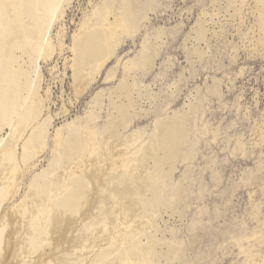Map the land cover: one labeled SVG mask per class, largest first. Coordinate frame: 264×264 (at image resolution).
I'll return each instance as SVG.
<instances>
[{
	"label": "bare ground",
	"instance_id": "1",
	"mask_svg": "<svg viewBox=\"0 0 264 264\" xmlns=\"http://www.w3.org/2000/svg\"><path fill=\"white\" fill-rule=\"evenodd\" d=\"M71 2L0 0V264H162L160 260L164 258L171 260L166 264H176L179 247L168 245L165 251H160L158 246L163 243L156 239L146 241L145 237L155 226L156 216L163 209L174 211L173 202L182 198V182L172 192L168 188L180 159L194 156L192 148L191 151L183 148L193 133L190 118L197 119L204 100L196 98L197 103L191 102L189 110L157 118L149 139H145L147 128L125 136L121 131L129 128L138 116L132 112L137 109L134 93L142 84L139 85L135 72L142 69L147 74L153 68L165 41L164 28L153 34L155 42L152 35L148 36L144 49L124 62V80L109 94L108 123L103 128L98 123L105 105V93L100 92L84 117H76L54 132L51 162L34 175L26 194L17 200L25 172L48 144L51 119L41 118L45 100L40 95L38 67L41 59L52 56L55 46L50 38L51 28L64 16L65 7ZM116 2L104 0L94 7L74 35L72 69L78 93L98 78L126 38L139 32L133 0H124L120 7ZM237 4H233L234 11L240 12ZM262 5L256 6L257 27L262 37L257 39L258 44L253 41L256 36H252L255 50H264ZM206 25L204 20L197 21V40L206 39ZM150 50L153 52L149 53ZM194 52L201 58L205 53L198 47ZM119 69V66L111 69L107 80L115 78ZM214 86L217 83L208 88L211 94H217L210 89ZM6 126L10 132L3 137ZM260 128L264 138V126ZM20 143L24 149L22 162L18 158ZM200 143L201 140L199 149ZM213 169V179L217 181L215 177L220 172L217 167ZM194 190L193 181L189 196ZM213 206L205 211L209 219L218 221L224 213L216 216ZM257 210L252 208L250 214L256 216ZM201 221L198 219L193 225ZM263 226L264 219L251 233L244 229L246 232L240 230L243 232L230 235L232 242L229 237L225 241L216 239L215 246L196 254L197 262L190 252L195 238L188 236L185 264H220L215 258L216 250L225 255L230 251L227 245L238 247L245 255L242 264L260 262L264 253L255 252L257 245L243 243L260 234L256 242L263 244ZM175 232L179 237L180 231ZM101 242L104 244L100 245ZM55 248L62 252H56Z\"/></svg>",
	"mask_w": 264,
	"mask_h": 264
},
{
	"label": "rangeland",
	"instance_id": "2",
	"mask_svg": "<svg viewBox=\"0 0 264 264\" xmlns=\"http://www.w3.org/2000/svg\"><path fill=\"white\" fill-rule=\"evenodd\" d=\"M116 1L117 6L120 7L124 0ZM242 1L133 0L132 10L134 21L139 28L138 34L133 38H126L116 56L109 61L98 78L86 90L78 93L72 69L73 52L71 47L74 35L86 15L91 13L94 7L101 5L104 0H72L69 6L65 7L64 16L58 19L51 28L50 38L55 46L52 56L45 60L41 59L39 62L40 95L45 100L41 118L49 117L51 119L48 144L46 149L36 156L31 168L25 172L17 200H21L26 194L34 175L43 168H47L51 162L54 132L76 117H84L90 110L94 97L100 92L105 93L106 103L104 102L105 105H103L104 108L98 123L102 128L108 123L111 111L109 94L124 80V62L136 57L144 49L148 36L152 35V41L155 42L153 34L157 29L164 28L165 41H163L161 54L153 68L147 74L142 69L135 72L138 75L139 85L142 84V88L136 89V93H134L137 109L132 112L138 116L132 121L129 128L121 130L122 133L125 136L136 130L147 128L145 139H149L157 118L164 117L166 114L171 115L177 110H189L191 102L197 103L196 98L204 101L203 104H200L197 119L190 118L189 125L193 133L189 137L190 145L183 148L184 151H191L192 148L194 156L188 160L180 159L175 172L176 177L174 176L173 182L168 188L172 192L182 182L183 187L180 194L182 198L178 199L176 203L173 202L174 211L163 209L157 215L158 217L156 216L155 226L145 237L146 241L159 240L158 242L163 243L159 245L160 247L158 246L160 251H165L168 245L179 247L175 263L185 264L188 235L182 231L188 224L189 205L187 199L193 181L189 172L181 174L180 165L183 162L189 167L194 166L198 154V144L203 137H209L212 143L221 145L223 149L228 150V152L220 151V156L223 158L230 153V162L226 163L225 171L229 183H239L235 186L239 187L235 195L233 192L228 198L223 194L225 193L223 191V195H220L222 199L215 200L213 210L216 216L225 213L229 207L239 214L243 209L252 205L251 209L257 208L258 210L256 216H251L258 219L257 227L260 226L264 219V217L260 218V216H264V138H261L260 134L262 133L260 127L264 126V50H255L251 40L255 35L256 40L253 39V41L259 44L257 39L262 37V31L257 27L259 13L256 6L263 7L264 2L244 0V3H247L246 6ZM235 2L241 8L240 12L234 11L233 4ZM204 11L208 13H204ZM199 19L204 20L207 24L208 30L204 40L195 38ZM254 30H256L255 33ZM156 46L157 43H155ZM195 47L204 50L203 58L194 52ZM257 47L261 49L262 46L257 45ZM148 52L152 53L153 51ZM116 66L120 68L118 75L107 80L109 71ZM213 78L216 79L214 83H217V86L210 89L212 92H217V95L221 93L225 106L224 111L217 110V113L220 117L231 119L235 124L234 131L237 132L231 138L221 139L222 129L220 126L210 123L205 115L206 94L203 92L212 83ZM144 88L146 89L144 90ZM212 130H215L217 134H213ZM9 132L10 129L6 126L1 135L7 137ZM23 152V145L20 143L18 158L21 162ZM212 159L211 165L217 163L214 167L218 168L217 157ZM220 178L221 173L220 175L216 174L215 179L219 181ZM5 206L3 207L5 208ZM175 206L177 207L175 208ZM176 230L180 231L179 237L176 236L177 234L175 235ZM74 231L73 228L72 233ZM69 234L71 231L67 235L70 236ZM259 237L260 234L246 239L243 243L244 246L257 245L255 252L264 253V248H260L262 244L258 245L256 242V238ZM248 240L253 242L248 244ZM104 242H101L100 245ZM57 250L55 248L56 252H62V249ZM237 250L243 254L238 248L225 255L220 253L218 258L222 260V264H232L233 260L241 258V255H237ZM48 253H51L50 250ZM263 260L264 256L260 262L253 261L249 264H261ZM160 261L162 264H166L171 260L164 258Z\"/></svg>",
	"mask_w": 264,
	"mask_h": 264
},
{
	"label": "water",
	"instance_id": "3",
	"mask_svg": "<svg viewBox=\"0 0 264 264\" xmlns=\"http://www.w3.org/2000/svg\"><path fill=\"white\" fill-rule=\"evenodd\" d=\"M214 81H216L215 78H213L212 83L209 85L214 84ZM208 86L204 89L203 92L206 94L204 106L206 110L205 115L207 117V120L216 126H220V128L222 129L221 139L231 138L237 132L234 131L235 124L231 119H225V117H220L218 115L217 110L224 111L225 108L224 102H222V95L221 93L219 95L215 93L211 94L210 92H208ZM201 140L202 141L200 144V149L198 148V155L194 166L190 168L189 166L184 165L183 162H181L182 164L180 165V171L182 175L184 173H187V170L190 169L189 171H191L195 186L194 192L190 194L188 198V224L182 232L186 233L190 238H195L194 244H192L190 247V252L191 255H193V257L195 258L196 262L199 259V257H196V254L200 253L203 250H206L208 247L215 246L214 243H216V239L219 238L220 241H225V237L226 239L229 237L230 240L231 236H234L238 232H246L245 230L248 231L247 233H251L253 229L257 227L258 221V219H255L250 214L252 205H250L248 208L246 207L245 209H243L239 214L236 213L233 208L229 207L221 216L220 220L214 221L212 217L211 219H209V215L207 214L208 212L206 213L205 210L209 207L211 208L214 205L213 203L216 199H222L220 195L225 194L229 198L232 193L231 187L235 188V192L233 193L235 195L236 191L239 189V187L235 186H237L239 183H229V179L225 171V165L226 163L230 162V153L225 155L223 158L220 156V151L228 152V150L223 149L221 145L212 143V140L209 137H203ZM213 157H217L218 159L217 170H219L221 173L219 182L213 179V174L215 172V169H213L214 167H212L211 165V159ZM201 185L203 186V191H201ZM223 191L225 193H223ZM263 217L264 216H260V218ZM198 219L203 220V222L201 221V223L193 225L194 221ZM226 242L227 244L229 243L228 240H226ZM252 242L253 241L251 240L248 242V244H251ZM231 245L234 246V243H232ZM227 246L229 247L228 250H230L228 253H231V251H233L234 249H238L235 246ZM260 248H264V244H262ZM237 252V255H241V258L233 260L232 264H242L245 260V255L240 254L238 250ZM220 253L221 255H223V251L217 249L215 258L217 261L219 259L220 264H222V260L218 258Z\"/></svg>",
	"mask_w": 264,
	"mask_h": 264
}]
</instances>
